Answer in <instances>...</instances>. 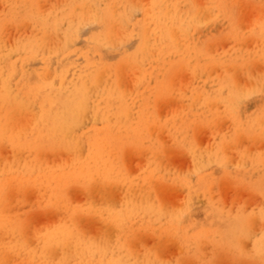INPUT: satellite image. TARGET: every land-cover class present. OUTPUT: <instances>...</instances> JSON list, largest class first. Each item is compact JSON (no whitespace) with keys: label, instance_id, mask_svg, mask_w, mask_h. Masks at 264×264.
Wrapping results in <instances>:
<instances>
[{"label":"bare ground","instance_id":"obj_1","mask_svg":"<svg viewBox=\"0 0 264 264\" xmlns=\"http://www.w3.org/2000/svg\"><path fill=\"white\" fill-rule=\"evenodd\" d=\"M236 2V0H206L204 3L202 2V5L195 6L190 0H75L73 3L83 5V7H69L67 10L63 9L62 13H43L34 8L35 5L32 2H29V7L25 9L26 11L24 10L25 12L22 15V24H28L27 21H29L30 26L32 25L33 28L34 26L37 27L38 31L37 29L35 31L38 32L39 36L37 34L27 39L24 37L21 47H13V43H9L12 48H7L6 44L3 45L4 32L0 31V264H153L154 262L157 264H207V260L213 261V264H219V259L222 261H234V264L241 260L249 262L244 260L247 255H244L242 251V248L245 250L246 248L244 246L241 247L246 237L247 239L252 238L248 235V226L252 225L248 223L250 221L248 216L238 212L232 215L233 213L229 212L230 216L226 215L229 213L225 211V213L223 212L225 215H222L229 217L228 219L225 217L224 223L226 227L219 226L216 230L213 228L195 235L177 237L173 226V210L171 209L167 213V206L163 205L164 203L162 204L158 192L159 188L164 185V173L167 172V166L165 168L166 161L164 162L165 159L162 156V151L165 148L163 138L174 140L169 131L171 124L173 122L177 123L179 120L177 116L180 114L182 121L179 126L183 131L187 130L185 137V140H187L192 125L213 124L210 122L216 118L210 120L209 117L211 118L214 116L213 114H218L219 112H214L218 108L222 109L223 107L224 112H226L221 117L219 115L223 112L221 111L218 114L220 118L227 117L229 120L231 117L229 115L235 110L233 109L234 106L237 108L235 102L238 95L240 96L241 93L239 94V92L242 88L239 86L240 79L238 84L234 77V71L242 69L248 63L251 65L250 62H247L249 60L247 56L255 57L254 53L252 54V50H250V55H245L246 53L244 52L246 51H241L239 45V50L237 51H241L240 53L232 51L231 54L226 56L229 53L226 52V55L223 54L222 57L216 58L217 56L212 57V53H210L212 54L211 56L209 55L206 50V43H202L201 46L197 43H187L184 49L188 51V64L193 58L197 59V68H200L204 75L212 67H220V70L224 71L221 72L224 77L217 76L218 73L216 74L215 72L217 76H215L216 78L214 77L215 86L217 87L215 90H210L207 87V83L198 86L194 91L192 88V94L190 95L192 97L195 96V100L198 96L202 100L199 102H202V106L198 103L200 106L195 109L192 107H196L194 102L193 104L191 103L192 106H189V104L182 105V108L178 107L179 110L177 108V111L175 110L172 114L170 113L173 111H169L170 113L167 115L169 117L162 120V117L159 118L157 114L159 111H157V108H159L157 107V102H154L156 105L151 103L137 104L136 102H130V98L126 102L127 94L125 92L126 88L130 92V86L122 89L118 78L116 79L110 71H106L105 67L101 66L100 61L91 64L87 63L79 69H71L72 71L74 70L72 78L70 77L71 75L68 76V72L70 74L72 72L70 70H51L50 62L54 63L55 60H61L62 56L57 55L59 50L56 46L47 47L45 35V32L49 29L57 30L58 17L65 20L68 17L66 12L76 11L85 14L78 18L81 22L98 23L96 25L100 29L101 34L96 36L95 39L110 47L113 43V38L116 36L115 34L118 33L117 23L120 26V34H125V37L130 36L128 27L130 24L126 26L131 21V17H128L129 9L131 6L133 9L137 7L135 10L142 7L144 21L142 27L140 28L139 26L138 28L141 39L139 46L136 48L137 51L135 50L136 53L130 56V63L137 64V61L140 60L139 63L142 64L140 66L142 69L140 74L142 76L140 77L139 75L140 79L136 77L137 86L134 87V90H137L136 87L143 82L151 81L153 83L151 90L156 95H169L167 84H165L169 81V73L165 69L161 70V65H164L162 59H164L163 54L165 51L173 45L174 39L179 35L190 42L189 29L191 26L196 31L200 30L204 24L212 23L217 18H230L231 7H235ZM8 6L7 3L6 7ZM11 6L10 14H16L20 18L21 10L24 6L18 0H12ZM248 11L251 13L249 8ZM253 12L255 13V10ZM239 13L242 14V12ZM260 13L262 14V12ZM258 14L255 22H253L254 19L252 20L255 14L253 16L251 14L250 24L255 23V27L260 26L259 28H262L264 27V16L259 17L260 15L258 16ZM9 20L0 19V23L3 25L8 24L9 26L10 21L12 23L13 20L14 22L17 21L14 18ZM79 23L76 24L72 19L67 21V29L62 32V35H69L72 38L64 40L65 42H71L78 38V35H80ZM228 24L230 23L228 22ZM12 25L10 24L11 27H13ZM234 28L236 27L234 26ZM250 30H252L251 26ZM28 32L32 33L30 30ZM58 34L61 35V31H58ZM163 37L165 40H163ZM255 38L260 43H254L258 50V53H256L261 57L257 61L262 63L261 59L264 61V31H257ZM229 40H231V37ZM238 43L235 44L238 45ZM91 44L100 46L93 42ZM62 47L64 51L66 46ZM200 51V58H197ZM35 55L40 56L44 62L43 70L38 73L40 77L44 75V79L40 81V87L43 90L38 89L37 92L45 96L55 84L59 86L61 94L60 99H56V101L47 98L46 103L39 107L42 110L35 122H33L35 124L34 130L28 134H23L19 130V126L21 125L20 119L24 111L18 110H24L25 104L19 100L21 99L19 97L20 92L15 94L9 88L11 84L9 80L12 79L16 72L25 68L26 63L21 61L30 60ZM145 57H147V60L153 61L157 66L156 72L150 71L153 75L147 74L146 71L148 69L144 70L142 68L145 67ZM4 60H10L9 69L3 64ZM257 61L254 62L257 63ZM251 68V66L247 67V70L243 68L245 71L241 70L242 72L240 73H248ZM262 69L264 71V63ZM215 71H217V68ZM263 71H261V75L264 73ZM261 75L257 76L258 80ZM250 76L249 71L247 78L252 79V76L255 77L253 74ZM50 77L54 82L51 83L49 81ZM134 81L133 84L135 83ZM172 81L173 79L170 84ZM190 83L188 84L191 85L192 83ZM225 83L227 84L224 85ZM247 83L249 84V82ZM241 84L243 85V82ZM100 87L102 96L101 101L97 102L93 100L94 96L92 97V95ZM186 87L187 90L190 89V86ZM187 90L184 92L186 93ZM136 93L138 94L139 92L137 91ZM160 100H162V97ZM56 104H58L57 112ZM101 105H106V107L103 109ZM136 105H138V112L135 110ZM219 105L220 107H217ZM200 111L202 113L199 115L198 112ZM112 117H114V123H111ZM99 118H103L106 122L109 121L105 126L106 132L102 137L97 134L96 137L98 138L84 140L73 135V131L82 127L87 120L90 125L91 122L95 123ZM232 118L230 119L232 120ZM235 120L233 122L238 124L235 129L236 132L242 130L239 122H235ZM224 121L226 124L227 121ZM43 124L47 126V137H51L47 141L44 140L42 134H38L37 126L40 127ZM232 124L230 125L232 126ZM235 124L233 126L236 127ZM259 125L261 127V124ZM231 126H228L229 130ZM209 127L214 128V126ZM254 127H256V123L253 125V129ZM234 128L232 127L230 131L227 130L229 133L231 131L233 133ZM58 131L61 132L58 142H63L62 144L56 142ZM228 132H226V136L222 140L227 136L233 135L228 134ZM212 135L214 136V134ZM218 135L215 134V136ZM217 143H219L218 147L211 150V153L216 159L222 157L221 164H223L225 161L224 157L227 156L228 152L223 147L224 141H221V144L219 141ZM135 146L139 148H135ZM189 146L190 148L192 147L191 143ZM3 147H8L10 155L7 154V156L3 157L1 153ZM146 150L147 155L143 159L142 153ZM61 151L68 154L69 158L66 157L67 155L65 156L67 159L64 158L67 161L62 162L63 159H61L59 162L57 160V163L53 165H51L52 161L47 162V155L51 156V153L54 154ZM124 152H132V154H137L144 160L142 161L143 163L141 162L142 165L140 164L142 169L138 170V176V172L131 174V171L129 172V169L125 166L122 157ZM114 153H117L116 158L113 157ZM137 155L135 156L136 158ZM53 161L55 163L54 159ZM42 163H45V168L36 172V164L40 165ZM203 163L210 164L202 159L200 165L202 166ZM20 164L21 170H18ZM212 176L210 174L207 178L198 182V185H196L198 189L194 188L200 192L214 188L216 179L214 180ZM71 188H77L79 192L85 195L83 202L77 204L78 201L75 200L77 202L73 204L74 201H71L70 198ZM115 190H120L121 198L118 197L119 200H115L112 196ZM34 193L35 196H38V200L34 199L35 197L33 196L31 197L34 199L33 202L37 200L35 204L37 209L44 210V213L59 211L61 214L60 217L54 216L59 218L56 222H51V224L47 222L49 219L47 218L43 222L44 225L46 222L48 225L44 227L40 225L38 226L39 229H37L38 227L35 224V230L32 227L30 228L33 220H31V223L28 216L21 214L19 211L17 213V209L12 212L11 209L12 206H17L18 204L12 205V201H19L18 206L21 207L20 202L28 201V196ZM31 197L30 199H32ZM80 200L82 201V199ZM210 206L208 205V207ZM216 210L218 209L215 206V211L212 212L216 213ZM49 215L54 214L50 213ZM220 219L222 218H219L218 221ZM91 222H97L100 225V230L96 235L88 233L85 229ZM30 229H32V232ZM155 231H159V236H157L154 245L143 249L142 246H145V244L142 245L139 241V246H141L139 251L136 248L138 240L147 234L154 236ZM169 234L176 236L175 244L179 251L174 255L175 257L173 256L172 260H166L165 258V261L160 254V249H162V245L169 242ZM244 242L246 243V241ZM250 242L252 243V241ZM250 247L249 250L252 249L253 244ZM253 248H255L254 254L250 251L252 255L248 253V256L251 255L250 259L252 258L254 261H250L252 263L255 262V264H264V239L259 242L256 241ZM208 250L209 253H207Z\"/></svg>","mask_w":264,"mask_h":264},{"label":"rangeland","instance_id":"obj_2","mask_svg":"<svg viewBox=\"0 0 264 264\" xmlns=\"http://www.w3.org/2000/svg\"><path fill=\"white\" fill-rule=\"evenodd\" d=\"M74 1L75 0H18V2H20L21 5L24 6L23 9L21 10L20 18H18V15L10 14L12 8L11 6L12 0L11 1L0 0V19L11 20L14 18L15 20H17L15 22L13 20V23L12 21L9 20L10 21L9 26L8 24L3 25L2 23H0V31L4 32L3 45L6 44L5 46L7 48H12L11 44L9 43H13L12 44L13 47L14 46L21 47V44L23 43L22 39L24 37H26L25 39H27L30 38V36L32 37L38 34L37 27L34 26L33 28L32 25L30 26L29 21H27L29 26H27L28 24L26 23L24 25L22 24L23 22L22 15L23 12L26 11L25 9L29 7L30 5L29 2H32L35 5L34 8L38 9L43 13L46 12L62 13L63 9L67 10L69 7H75V8L83 7V5L73 3ZM190 1L193 2V5L197 6L200 4L202 5L206 0H198V1L190 0ZM236 1L237 2L235 3V7L234 6L231 7L232 11L234 9L235 10L233 12L231 11L230 18L229 17L217 18L214 21H212V23L204 24L200 30H196V31L194 30V27L191 26L189 29L190 42H188L186 38L182 37L181 35H179L174 39L173 45L170 46L165 51V53L163 54L164 59H162L164 65H161V70L165 69L169 73L168 75L169 81L165 83L167 84L166 86L168 87L169 95L163 94L164 97L161 94L159 96L158 94L156 95L151 90V88L153 87V83L150 80H149L150 82L148 81L143 82L141 85L136 87L137 90H134V87L137 86L136 83L137 80H135L137 79L136 77L139 78V75L140 77L142 76L140 74L142 72V69L140 67L142 66V64L139 63L140 60L137 61V64L130 63V56L136 53L137 51L136 48L139 46V42L141 39V36L138 33V28L139 26L140 28L142 27L144 21V12L142 7L139 8L138 10H135L137 9V7H134L133 9V7L131 6L129 9L130 13L128 17L129 18L131 17L130 18L131 21L126 26L130 24V26H128L130 31L129 32L130 36L125 37V34L121 35L119 31L120 26L117 23L118 33L115 34L116 36L113 38V43L110 45V47L107 46L106 44L104 45L100 41H96L95 39L96 36L101 34L100 29L96 25L98 23L81 22L80 20H78V18L82 17L85 14L76 11L66 12L68 17H66L67 19L65 20L58 17L57 30L55 31L49 29L45 32V35H46L47 47L50 48L56 46L59 50L57 55L62 56L61 60H55L54 63L50 62V65L52 66L51 70L61 71L62 69H67L68 71L70 70L71 72L72 71L71 69H79L81 67H84L87 63L91 64L100 61L102 64L101 66L105 67L106 71L108 72L110 71V73L114 74L116 79L118 78V80L121 82L120 87L122 89H124V87L126 88L130 86L129 88L132 90V91L130 90L131 93L126 88V92H125L127 94L126 102H128L129 98H130V102H136L137 104L151 103L152 105L153 104L156 105V103L154 102H157L158 103L157 107H159L157 108V111L159 110L157 114L159 118L162 117V120L168 118L169 116L167 115H169L168 113H170L171 111L173 112H171L170 114L174 113L178 107L182 108L181 107L182 105L185 106L189 104V106L190 105L192 106L194 102L196 107L195 106L192 107H194L195 109L199 108L200 105H198V103L202 100L198 98L197 95H196L197 96L196 100H195V96L192 97L190 95L192 94L191 93L192 88L194 91L198 86H202L205 83H207V87L210 90H215L217 87L215 86L214 79L218 75L220 76L224 75L223 73H221L224 71L220 70L221 68L217 66L212 67L215 68L213 70L212 68L209 69L207 73L209 72L210 73L209 74L206 73L204 75L200 70V68H197L198 61L195 58L190 60L188 64L189 61L188 51L184 49V46L187 43H197L199 44V46H201L202 43H206L207 52H209L210 56L213 54L212 57L217 56L216 58L222 57L223 54L226 55L227 54L226 52H229L226 55L228 56L229 54H231L232 51H236L237 53H240L242 50L246 51L244 52L246 53L245 55H250L251 53L250 50H252V54L254 53L253 55H255V57L252 58L247 56V59H249L247 60V62H250L251 65H249L248 63L247 66L242 67V69H239L240 71L238 69L234 71L235 72L234 77L236 78L237 83L239 79H240V84L241 82H243V85L242 84L240 85L238 83L239 86L242 87L243 89L242 88L240 89L241 91L239 92V94L240 93L241 94L240 96L238 95L237 100L235 102L237 108L234 106L233 108L235 109L233 110L234 112L232 111L231 114L229 115L233 117L232 120L230 119L231 117L229 118V120L227 117L220 118V116L226 112H224L225 110L223 109V107H222L223 110L221 108L220 109L218 108V110L214 112L220 113L221 111H223L220 114L218 113L220 116L218 114H213L214 116H212L211 118L209 116H206L209 117L210 120L212 118L217 119L219 116L217 120L212 119V121L210 122L213 123L212 125L196 124L191 126V130L189 131V135H188L189 137L187 138L188 141L185 140V137L187 135V130L183 131L182 128L179 126L181 125V121H182L181 118L182 116H180V114L177 116V119H179L177 123L173 122V124H171L169 131L174 140L171 141V140H166V138H163L165 143V148L162 151V156L165 159L164 162L166 161V165L165 163L164 165L165 168L167 166L166 169L167 172L165 171L166 173H164L165 174L164 185L159 188L158 194L160 195L162 204L164 203L163 205L167 206V213L171 211V209L173 210V216H172L174 220L173 226L177 237L178 236L187 237L189 235H195L202 231L210 230L213 228L214 230H216L219 228V226L226 227V224L224 222L226 220L225 217L227 216H223L225 215L223 214V212L225 213V211L226 213L232 212L233 213V214L231 213L232 215H234V213L237 214L238 212L240 214L243 213L246 216H248L250 218V221L248 223L252 224L251 226H248L249 229L248 235L252 237L249 238L250 241H252V243L246 237L245 240H243V244H241L242 245L241 247L244 246L246 248V250L242 248V251L244 255H247L245 256L247 259L244 257V260H247L249 262H245L241 260L235 264H255V262L254 263L251 262L254 261V259L252 258L250 259V256L252 255L250 251H252V253L254 254L255 248L253 247L255 245V242L256 241L259 242L264 239V235H263L264 234V206H263L264 205L263 204L264 203V116H262L264 115V77H263L264 73H262V75L260 74L261 71H263L262 68L264 61L263 59H261L262 63L261 61L260 62L257 61L258 59L260 60L261 57L258 56L259 54L257 55L258 50L255 44L259 43V40L255 38V35L257 31H261V30L264 31V27L259 28L260 26L259 27L256 26L257 27L256 28L255 23H252L253 24L252 26V24H250L251 23L250 21H251V14L252 16L255 14V17L252 18V20L254 19L253 22L257 20L258 13L262 12V14L261 13L258 14V16L260 15L259 17H262V15L264 16V0H245V2H243V0H236ZM4 2H6V4H4ZM7 3L9 5L8 7H6ZM258 7L260 8L257 9ZM248 8L251 11V13L248 11ZM244 9L246 11L245 13H244ZM253 10H255V13L253 12ZM239 12H242V14H240ZM69 19L74 20L76 24L80 22L79 23L80 35H78V38L75 39L76 41L74 40L71 42H65L64 40H70L72 38L69 37V35H62V32H64L67 29L66 23ZM228 22L230 24H228ZM10 24H13L12 25L13 27H11ZM234 26L236 28H234ZM250 26L252 27V30H250ZM254 28L256 29L254 30ZM28 29L34 34L28 32L29 31ZM35 29H37V31H35ZM235 29L237 30L235 31ZM21 30L23 31V33ZM58 31H61V35L58 34ZM12 34L13 37L11 38ZM37 36H39V34ZM230 37L231 40H229ZM163 40H165L164 37ZM91 42L99 44L100 46H94L91 44ZM237 42L241 44L238 43V45H236L235 43ZM254 45L256 49L254 48ZM62 46H66L64 51ZM231 46L232 48H230ZM238 46L239 48H241L240 52L237 51L239 50ZM257 46L259 47V45ZM200 54L201 51L199 52L197 58H200ZM145 58H146V61L144 62L145 67L142 68L144 70L148 69L146 73L149 75H153L151 74L150 71L153 70L156 72L157 66L154 64L153 61L147 60V57ZM13 60L16 61L15 59ZM254 61H257V63H255ZM21 62L26 63V66L23 70H19L18 72H16L13 75L12 79L9 80L11 81V84L9 83L10 84L9 88H11L15 92V94H18L20 92L19 97L21 99L19 100L25 104L24 110H18V111H24L20 119L21 125L19 126V130L23 134H28L34 130L35 124L33 122H35L37 116L41 113L42 109H39V107H42L46 103L47 98H51L54 101H56V99H60L61 92L59 91V86L55 84L52 86L51 90L47 92V95L45 96L37 92L38 89L43 90L40 87V81L44 79V75L40 77V75L38 74L39 71L43 70V63H44L40 56L35 55L31 57L30 60L28 59ZM9 63L10 60L3 61V64L6 65L7 69H9ZM250 66L252 67L251 70H249L250 75L252 76L253 74L255 76V77L250 76L252 79L247 78L249 71L248 73L247 72L240 73L242 71H245V69L243 68H246L247 70V67ZM216 68L217 71H215ZM73 72L74 70L71 72V74L68 72V76L71 75L70 77L72 78ZM215 72L216 74L218 73L217 76L215 75ZM245 73H247V75H245ZM237 75L238 77H236ZM260 75L261 78L262 77L263 78L262 79L260 78L258 80V77ZM171 77L173 81L170 84V81L172 80ZM49 81L51 83L54 82V80L51 77L49 78ZM133 81L135 82L134 84ZM252 81L253 83H251ZM189 82H191L192 84L190 83L191 85H189L188 84ZM247 82H249V84ZM226 84L227 83H225L224 85ZM257 84L259 85L258 87ZM185 85L190 86V89L188 88L189 90H187V87ZM252 85L255 86L254 89H253L254 86ZM184 89L187 90L186 93L184 92L185 91ZM137 91L139 92L138 94L136 93ZM93 96H94L93 100H96L97 102L101 101V96H102L101 87L96 90V93H94L92 97ZM189 96H191V98H189ZM161 97L162 100H160ZM159 103H161L160 106ZM199 104H201V106L203 105L202 102ZM56 105H57L56 106V112H57L58 104ZM105 107L106 105H101V108L104 109ZM137 107L138 105H136V108ZM217 107H220V105ZM136 108L135 110L136 112H138L139 110L138 108L137 109ZM201 113L202 111L198 112L199 115ZM129 117L131 116L129 115ZM257 119H259L258 121L260 122L256 121ZM224 120L227 121L226 124ZM233 120H235V122H239V124L241 125V129L243 131L239 130L236 132L235 129L237 128L238 124L237 123L235 124ZM230 121H232V123H234L236 127L233 126L234 124L230 123ZM86 122L83 123L82 127L75 129L73 131V135L75 137H79L80 139H84V140H91L93 138H98L96 137L97 134H100L102 137L106 132L105 126L109 121L106 122L103 118H99L95 123L91 122L90 125L88 120ZM114 122H115L114 117H112L111 123ZM255 123H256V127H254L253 129V125ZM258 123L261 124V127ZM230 124H232V126ZM216 125L218 126L217 128ZM209 126L212 127L214 126V128H211ZM228 126L229 127L231 126V128L235 127L233 129L234 131L233 133L232 131L230 133L228 132L229 130ZM37 127H38V134H42L44 140L47 141L51 138V137L50 138L47 137V126L43 124V126L40 127L37 126ZM245 127L248 132L246 131ZM231 128L230 130H232ZM258 128L260 129L257 130ZM251 129L253 130L251 131ZM226 132H228V134H233V135L227 136L222 140V138L226 136ZM60 134L61 132L58 131L57 140H56L58 144L63 143V142H58L60 138ZM212 134H214V136ZM215 134H219V135L215 136ZM152 137L154 138V136ZM217 141H219L220 144L221 141H224L225 143L223 144V147L227 149L228 152L226 157L223 156L225 158L223 164H221L222 157L216 159L213 156V153H211V150L218 147L219 143H217ZM187 142L188 144H186ZM190 143L192 145L191 148L189 146ZM135 148H139V147L135 146ZM146 152L147 150L143 153L141 152L143 155L139 153L142 155L143 159L147 155ZM1 153L4 157L7 156V154L10 155V150H8V147H3ZM117 153H114L113 155L114 158L117 157ZM136 155L132 154V152L129 153L124 152L122 155L123 160L125 162L124 164L127 167V169H129L128 171L129 172L131 171V174L132 173L136 174L138 170L140 171L142 169L140 168V166L142 165L141 162L144 160L142 159V157L140 158L139 155H137V158L139 157L137 159L135 157ZM61 156L64 157L62 158ZM65 156L69 158L66 152L61 151V152H56L54 154L51 153V156L47 155L46 159L47 162L52 161V164L51 162H49V164L53 165L57 163V160H59V162L61 159H63L62 162L67 161L65 160L67 159ZM48 157L50 158V160ZM53 159L55 160V163H53L54 162ZM202 159L205 162L208 161L210 164L203 163V165L201 166L200 162L202 161ZM21 164L20 166H18V170H21ZM45 166H46L45 163H42L40 165L36 164L35 166L36 172H38L40 169H44ZM210 174L213 175L212 178L214 177V180L216 179L214 188L212 187L213 189L211 188L206 191L202 190L203 192L198 191L197 190L198 187H196V185H198V182L207 178ZM138 175L139 172L137 173V176ZM134 176L136 177V175ZM194 187H196L197 189ZM70 191H71L70 193L71 201H74L73 204L74 203L76 204L77 201L79 202V203L77 202V204H80L81 202L84 201L85 195L79 192L77 188H71ZM119 191L120 190H115L114 193L112 194L115 200H119V198H121V193H119ZM81 195L82 197H80ZM31 196L35 197L34 199L38 200V196L36 195L37 196L36 198L35 193L30 194L28 196L29 198L28 201L20 202L21 207L18 206L19 201L16 200L12 201V205L18 203L17 204L18 207L11 205L12 212H15V210L17 209L16 210L17 213L19 211L21 214L28 216V219H30L29 222L33 220L32 221L33 223L31 222L32 224L29 223L30 228L32 227L33 230H35L36 228L35 224L37 227L40 225L41 227H44L48 225L47 222L51 224V222H56V220H58V218L61 215L59 211L44 213L45 211L42 210L43 211L42 212L40 209L36 208L35 204L37 200L33 202L34 199ZM30 197L32 199H30ZM80 199H82V201ZM75 200L77 201L75 202ZM208 205L209 206L211 205L210 207H212V209H210ZM212 205L213 206L215 205L216 209H218L219 211L221 210L220 211L221 214H219L220 212L218 210H216V213H218L219 215L212 212L215 211V206L213 207ZM21 208L23 209L21 210ZM34 209L36 210L33 211ZM33 212L34 213L37 212L36 213L37 215L34 214ZM26 213L27 214L33 213V214H30L31 215L30 216L27 215ZM50 213L54 215H49ZM230 213L226 215H230ZM217 215L219 216V218H222L220 219V221H218L219 218H217L218 217ZM220 215H222L224 218L222 216L220 217ZM54 216L55 217L59 216V217L55 218ZM47 218L49 219L47 220ZM228 218L229 217H227V219ZM46 220L47 222L44 225V222ZM32 229H30L31 232ZM37 229H39V227ZM85 229L87 230L88 233L90 234L92 233V235H96L100 230V225L97 222H91L88 225V227H86ZM158 233L159 231H155L154 236L147 234L146 236L138 240V243L136 244L137 247L136 246L135 247L139 250V248L141 247L139 246L140 242H141L140 244L142 245L145 244V246H142L143 249L144 247L145 248L152 247L155 243L157 236H159ZM169 236H170V239H168L169 242H166V244L162 245V249H160V254L164 260L165 258L166 260H172L173 256L179 251V248L175 244L176 236H171L170 234ZM244 241H246V243ZM252 244L253 247L251 250H249L251 248L250 245ZM207 253H209V250L207 251ZM248 253H250L251 255L248 256ZM260 254L263 255L262 253ZM206 262L207 264H211V263L213 264V261L210 260H207ZM153 264H157V263L154 262ZM219 264H234V261L232 262L230 260L222 261L219 259Z\"/></svg>","mask_w":264,"mask_h":264}]
</instances>
